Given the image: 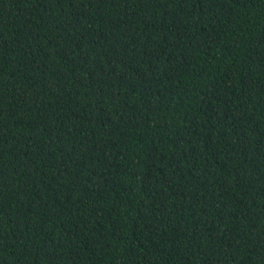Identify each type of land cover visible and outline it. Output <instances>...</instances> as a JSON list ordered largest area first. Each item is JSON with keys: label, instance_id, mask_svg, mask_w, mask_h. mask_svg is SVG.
<instances>
[{"label": "trees", "instance_id": "obj_1", "mask_svg": "<svg viewBox=\"0 0 264 264\" xmlns=\"http://www.w3.org/2000/svg\"><path fill=\"white\" fill-rule=\"evenodd\" d=\"M0 264H264V0H0Z\"/></svg>", "mask_w": 264, "mask_h": 264}]
</instances>
